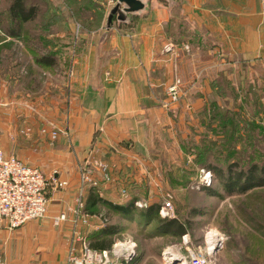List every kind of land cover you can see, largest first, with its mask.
Wrapping results in <instances>:
<instances>
[{
	"label": "rangeland",
	"instance_id": "374dc122",
	"mask_svg": "<svg viewBox=\"0 0 264 264\" xmlns=\"http://www.w3.org/2000/svg\"><path fill=\"white\" fill-rule=\"evenodd\" d=\"M9 1L0 0V18L3 19L0 46L6 38ZM48 1L54 12L60 13L53 21L52 31L71 32L77 36L86 32L99 37L114 5L111 0H90L89 8L77 11L71 5L72 15L78 16L72 17L66 7L73 0ZM36 26L31 23L27 30L32 32ZM66 44L54 43L56 51L65 50ZM19 46L18 53L12 49V61L19 63L21 74L25 76L28 60L34 64V58L26 44ZM34 48L48 50L41 43H35ZM199 62L200 71L197 66L193 68V62H186L183 67L185 81L181 77L175 79V82L180 80L178 101H171L167 90L163 94V112L146 127L145 145L135 146L133 141L125 140L101 153L99 150L90 152L83 158L75 155L77 139L67 136L65 129L51 121L43 125L41 131L49 130L50 136L53 130L58 131L56 139L50 138L52 142L61 134L67 138L58 147L49 144L56 152L49 163L52 169L38 166L49 176L48 197L51 191H58L57 195L71 187L69 180L56 178L60 182L52 181L53 171L60 174L63 163L76 162L75 203L73 209L59 214L66 215V219L59 222L70 220L75 229L70 252L80 250L84 240L88 242L90 225L98 226L99 219L105 222L102 215L106 211H102L99 219L93 214L94 223L86 212L87 193L94 186L101 196L113 195L122 203L133 201L138 212L131 218L104 215L110 218L106 219L108 222L118 223L114 243L119 249L114 259L117 263L189 264L192 252H202L207 254L209 264H264V187L233 194L225 189L232 175L231 167L233 171L247 173L257 164L259 174L264 170V59L243 63L240 59L201 56ZM221 78L229 83L220 89L214 87L215 81L217 84ZM1 82L0 78V109ZM31 102L25 101L24 106L36 113V106ZM224 113L229 114L233 123L239 120L242 123L236 129L233 123L221 126ZM31 132L29 127L22 134ZM0 148L5 151L1 136ZM69 153L73 156L68 157ZM10 154L25 161L18 154ZM97 163H104L107 169H98ZM89 175L91 181L87 180ZM55 200L52 204L62 203L58 198ZM152 206L158 207L160 220L176 219L186 225L187 233L172 234L162 228L159 220L146 219L142 213Z\"/></svg>",
	"mask_w": 264,
	"mask_h": 264
},
{
	"label": "crops",
	"instance_id": "0c3cea01",
	"mask_svg": "<svg viewBox=\"0 0 264 264\" xmlns=\"http://www.w3.org/2000/svg\"><path fill=\"white\" fill-rule=\"evenodd\" d=\"M175 1L170 7L165 0H151L142 16L120 27L115 24L100 47L103 32L99 37L86 32L51 34L49 40L67 43L57 65L44 69L28 60L31 69L25 76L12 61L13 50L20 52L23 41L6 35L0 65V136L5 152L52 169L49 163L56 152L49 144L58 147L67 138L61 134L52 142L49 130L41 131L47 121L77 139L74 153L83 158L125 140L139 146L147 138L146 127L163 112L167 88L176 78L185 81L186 62L200 71L201 56L264 59V0ZM28 100L36 113L24 106ZM29 127L32 132L22 134ZM62 167L61 175L53 171L52 176L69 180L71 187L57 195L51 191L46 218L15 229L0 226V253L7 264H68L75 229L70 220L55 218L73 209L76 162ZM57 198L62 203L52 204ZM108 198L115 200L113 195ZM94 216L90 214L91 223L96 222ZM98 224L90 225L88 234L105 227L100 219Z\"/></svg>",
	"mask_w": 264,
	"mask_h": 264
},
{
	"label": "trees",
	"instance_id": "16d2710c",
	"mask_svg": "<svg viewBox=\"0 0 264 264\" xmlns=\"http://www.w3.org/2000/svg\"><path fill=\"white\" fill-rule=\"evenodd\" d=\"M44 2H39L38 0H10L9 5L6 8L7 13V20L9 21L8 24H6V30L4 33L8 36L18 38L23 41L24 44H26L27 49L29 50V53L33 56L34 62L37 66L48 69L50 67H54L57 65V58L59 52L56 51L54 43H57L54 41L49 40V35L51 34H57L54 31H52L51 27L54 25V20L58 18L57 16L60 15L58 12H54L55 9L52 7V5L49 3L48 0H40ZM83 1H85L83 4ZM90 0H73V2L69 5H67V9L72 13L74 12L73 8L76 9H83L90 7ZM71 5H74L73 8ZM105 13H103L104 15ZM41 17V20L39 21V18ZM72 17H78L73 16ZM78 19V18H77ZM3 22V19L0 18V24ZM31 23H36V29H34L32 32L30 30H27V26ZM84 25V24H83ZM38 30V32H36ZM36 33H39L35 35ZM35 43H41L43 44V47H47L48 50L45 51V53H42V51H37L34 48ZM7 45L0 46V65L2 64V51ZM15 50V49H14ZM17 50V48H16ZM15 50V51H16ZM243 63H246L247 61L240 59ZM15 65L19 66V63H15ZM28 67V71H30ZM1 70V69H0ZM1 73V72H0ZM217 81H215L214 87L221 88L224 84L229 83L226 79L221 78L219 82L216 84ZM229 114L224 113L221 114L222 119L220 121L221 126L226 127L229 123H233V120L231 121ZM231 121V122H230ZM242 123L240 120L238 123H233V129H236L238 127V124ZM260 167L258 165H254L251 167L250 171L247 173H243V171H233L231 167L232 175L229 179V184H226L225 189L228 193H246L247 190L254 188V187H264V170L262 171V174L258 173ZM219 178L220 174L218 175ZM96 187L91 186L90 190L87 193L86 198V209L89 214H97L101 215L102 211H106L102 215V218L105 219V227L100 228L98 230L92 231L88 236V243L89 246L92 249L103 251V250H110L112 249L114 243L116 234L119 231L118 223H111L107 220L110 219L108 216L104 215H118V216H124L125 218H131L132 215H136L138 212L136 210V206L134 205L133 201H130L128 203H122L119 202V199L114 198L115 200H112L108 197L99 195L98 192L95 191ZM95 210V208H98ZM93 209V211H92ZM158 207H149L146 209L143 213L144 217L146 219L152 218L153 220H159L162 222V228L168 230L172 234H176L179 236L185 235L188 231L185 224L182 222L176 220V219H169L167 221H164V219L159 218L158 215ZM107 219V220H106Z\"/></svg>",
	"mask_w": 264,
	"mask_h": 264
},
{
	"label": "built area",
	"instance_id": "2783aa9c",
	"mask_svg": "<svg viewBox=\"0 0 264 264\" xmlns=\"http://www.w3.org/2000/svg\"><path fill=\"white\" fill-rule=\"evenodd\" d=\"M111 2L115 4L116 0ZM179 84L180 80H177L167 88L173 102L178 101ZM51 137L56 139L58 131L53 130ZM96 165L103 171L107 169L104 163ZM87 180L91 181L90 175ZM52 181L60 182L56 178ZM48 183L49 178L40 168L26 163L14 154H7L0 148V226L15 229L30 221L46 218L49 203ZM65 219L64 213L55 218L56 221ZM118 252L117 245L110 250L98 251L92 249L87 240H84L80 250L70 252L68 264H120L114 260ZM0 264H7L1 253ZM189 264H209L207 254L192 252Z\"/></svg>",
	"mask_w": 264,
	"mask_h": 264
},
{
	"label": "water",
	"instance_id": "95a60500",
	"mask_svg": "<svg viewBox=\"0 0 264 264\" xmlns=\"http://www.w3.org/2000/svg\"><path fill=\"white\" fill-rule=\"evenodd\" d=\"M151 0H116L115 4L111 7L106 27L99 39L98 46L106 40L111 28L116 24L120 27L122 24H129L134 17L142 16ZM170 7L176 5L175 0H165Z\"/></svg>",
	"mask_w": 264,
	"mask_h": 264
},
{
	"label": "bare ground",
	"instance_id": "6f19581e",
	"mask_svg": "<svg viewBox=\"0 0 264 264\" xmlns=\"http://www.w3.org/2000/svg\"><path fill=\"white\" fill-rule=\"evenodd\" d=\"M166 253H168V252H166Z\"/></svg>",
	"mask_w": 264,
	"mask_h": 264
}]
</instances>
